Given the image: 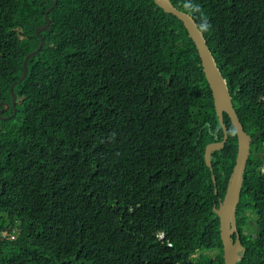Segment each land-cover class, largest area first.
Masks as SVG:
<instances>
[{
  "label": "trees",
  "instance_id": "obj_1",
  "mask_svg": "<svg viewBox=\"0 0 264 264\" xmlns=\"http://www.w3.org/2000/svg\"><path fill=\"white\" fill-rule=\"evenodd\" d=\"M54 1L0 0V234L15 235L0 237V264H224L213 209L237 139L224 114L211 172L205 147L223 132L182 23L151 0ZM195 2L252 137L264 129V0ZM263 167L264 133L240 188L236 264H264Z\"/></svg>",
  "mask_w": 264,
  "mask_h": 264
},
{
  "label": "water",
  "instance_id": "obj_2",
  "mask_svg": "<svg viewBox=\"0 0 264 264\" xmlns=\"http://www.w3.org/2000/svg\"><path fill=\"white\" fill-rule=\"evenodd\" d=\"M153 3L162 9L166 14H170L178 19L183 27L185 28L189 38L195 45L198 56L201 61L202 71L204 73L205 79L208 83L209 89L211 91L213 104L216 112V116L221 125L223 138L221 142H214L206 145L204 151V161L207 168L212 172L211 165V154L214 151L220 150L223 148L224 144L228 139L227 128L223 123L224 114L230 120V123L235 131L236 139H237V157L235 161V166L229 181V185L227 186V191L223 202L219 206L218 209H213L216 217L219 219V231H220V240L223 246V262L224 264H236L239 260V253L243 251L241 243L239 241V235L236 229V221H235V213L236 208L239 202L241 185L243 183V174L245 171L246 163L248 157L250 155V147L253 142L259 138L263 133L264 129L254 136L248 135L244 129L242 124L240 123L238 116L234 110L232 105L231 95L228 92L227 85L225 79L221 76V73L216 65V62L206 44V40L203 37H200L195 31V21L185 15L182 14V11L176 9L170 0H151ZM57 3V0L54 1L51 8H53ZM51 8L47 11V13L51 10ZM47 25L42 28L36 29V33L38 31L47 28L48 26V18L45 16ZM44 41L41 39L40 45L38 49L32 54L28 55L26 59L29 57L37 55L38 51L42 48ZM24 66V74L26 75L27 67L26 61L23 64ZM23 78V77H22ZM15 96L13 95V102L15 100ZM6 106V105H5ZM212 180L214 186L216 185L214 176H212ZM216 190L214 193L216 194ZM258 230L257 227H255ZM235 235V239L233 236ZM253 239L257 238V234L253 233L251 235Z\"/></svg>",
  "mask_w": 264,
  "mask_h": 264
},
{
  "label": "clouds",
  "instance_id": "obj_3",
  "mask_svg": "<svg viewBox=\"0 0 264 264\" xmlns=\"http://www.w3.org/2000/svg\"><path fill=\"white\" fill-rule=\"evenodd\" d=\"M181 8H182L183 15L193 19L194 21H197L195 23V31L200 37H203L206 33H208L211 30L212 25L210 24L207 15L204 13L201 6L195 2V0H182ZM7 236H8V240L15 239V235L12 233V231L10 232L3 231L0 234V237L2 238L4 237L5 239ZM11 236H13V239L11 238ZM162 238L163 237H161L160 239Z\"/></svg>",
  "mask_w": 264,
  "mask_h": 264
},
{
  "label": "rangeland",
  "instance_id": "obj_4",
  "mask_svg": "<svg viewBox=\"0 0 264 264\" xmlns=\"http://www.w3.org/2000/svg\"><path fill=\"white\" fill-rule=\"evenodd\" d=\"M14 101H15L16 103H18V101H16V98H15ZM5 107H6V106H5ZM248 216H249V217H248ZM250 216H251V214H250V213H247V217H248V218H251ZM248 221H249V220H248ZM246 229H247V227H246ZM245 231H246V230H245ZM245 233H247V231H246ZM197 256H198V255H195V257H197Z\"/></svg>",
  "mask_w": 264,
  "mask_h": 264
},
{
  "label": "flooded vegetation",
  "instance_id": "obj_5",
  "mask_svg": "<svg viewBox=\"0 0 264 264\" xmlns=\"http://www.w3.org/2000/svg\"><path fill=\"white\" fill-rule=\"evenodd\" d=\"M261 172L264 173V167H263V169H262ZM246 215H247V214H246ZM249 224L253 225V222H252V221H249ZM236 229H237V228H236ZM243 234H245V232H243Z\"/></svg>",
  "mask_w": 264,
  "mask_h": 264
},
{
  "label": "built area",
  "instance_id": "obj_6",
  "mask_svg": "<svg viewBox=\"0 0 264 264\" xmlns=\"http://www.w3.org/2000/svg\"><path fill=\"white\" fill-rule=\"evenodd\" d=\"M11 238L13 239V236H11Z\"/></svg>",
  "mask_w": 264,
  "mask_h": 264
}]
</instances>
